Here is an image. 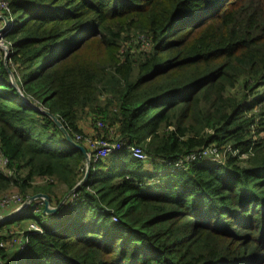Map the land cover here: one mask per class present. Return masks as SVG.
Returning <instances> with one entry per match:
<instances>
[{
    "label": "trees",
    "instance_id": "obj_1",
    "mask_svg": "<svg viewBox=\"0 0 264 264\" xmlns=\"http://www.w3.org/2000/svg\"><path fill=\"white\" fill-rule=\"evenodd\" d=\"M7 1L13 25L5 39L20 90L0 55V151L13 171L0 170V196L41 180L47 185L32 195L44 193L52 205L61 198L54 182L68 193L87 168L88 177L73 207L63 202L48 214L36 199L35 209L0 223L8 231L31 220L40 230L26 234L16 255L0 248L1 263L264 264V0ZM130 35H143L145 48L118 55ZM97 51L100 63L82 58ZM21 94L74 142L85 136L86 115V137L114 130V142L152 161L172 163L213 144L246 154V164L228 154L223 164L167 169L149 184V160L125 146L85 167L84 155Z\"/></svg>",
    "mask_w": 264,
    "mask_h": 264
},
{
    "label": "rangeland",
    "instance_id": "obj_2",
    "mask_svg": "<svg viewBox=\"0 0 264 264\" xmlns=\"http://www.w3.org/2000/svg\"><path fill=\"white\" fill-rule=\"evenodd\" d=\"M0 5H1V3H0ZM4 6H5V4H4ZM5 11L6 12H3V13L0 11V55L3 57L4 63H5L8 71H9L11 82L15 85V87L18 90H20V88L17 86V83H16L17 82L16 79L19 78L18 73H16V71H15L16 65L14 62H10V60H9L10 54L12 53V43L9 40L5 39V34L7 33V31L10 30L9 27H12V25H13L11 8L6 7ZM8 23H9V25H8ZM123 40H125V42L122 44L118 55L122 54L127 49H129L130 53H132L133 55H137L141 50H143L145 48L144 46H146V43L144 41L145 38L143 37V35H137V36L130 35V36L125 37ZM138 44H140L139 47H138ZM103 57H104L103 54L98 52V51L97 52H89L88 54L85 52L82 56V58H86L88 61L93 62V63L95 62L96 64L100 63L101 60L103 59ZM229 92L234 93L232 90H229ZM23 99L26 100L25 104H28L27 107L35 109V110H37L36 108H38V109H41L43 111H46L41 106H39V104L35 100H33V102H31L29 99L25 98L24 96H23ZM107 103H111L110 106L107 105ZM100 105H101V108L107 107L108 110H112V111L114 108H116L114 101L107 102L105 100H101ZM108 113H109V116L112 117V112L109 111ZM255 113H256V111L250 112L247 114L253 115ZM81 122H82V124L89 123V125H90V119L86 115H84L82 118H80L79 123H81ZM95 124H96V122H95ZM82 133L85 136H90L89 133H86L83 130H82ZM205 133H211L212 134V131L207 129V130H205ZM98 134L100 137L107 140L108 142L114 141V135H115L114 130L113 131L103 130V131H99ZM76 143L79 144L77 141H76ZM79 145H81V144H79ZM87 154H88V156L90 155L89 152ZM230 154H231V156L234 154L240 155V153H237L234 151L230 152ZM227 155L228 154H226L224 156L227 157ZM233 157H235V156H233ZM3 159H5V157L2 155V153L0 151V170L1 171L3 170V172L5 171L6 173L12 174L13 171L9 168V164L6 162L5 163L6 166L3 165ZM215 159H218V161H214V163H220V161L222 163L225 162V160H224L225 158L221 154H220V159H219V157H215ZM237 159L239 161L240 166H243L246 164L245 163L246 158H244V157L239 158L238 157ZM198 161H206L209 163L213 162L212 160H210V158H207V157L198 158L196 161H193V162H190L189 164H187L185 166V170H187L193 163H197ZM167 169H173V168H171V166L169 165L168 162H165V161L159 162L156 159H155V161L149 160L148 163H146L145 166L143 167L144 172L146 174H149L152 177L150 179V182H147V183H149V184L158 183L159 180H161V178L163 177V174H165ZM87 171H88V168H87ZM169 171L171 173V172L179 171V169H173V170H169ZM158 173H159V175H157ZM82 178L80 179L79 183L75 186V188L71 189L68 193H65L66 188L62 185H59L55 182L51 185L52 186L51 191L55 196V201L59 200L60 197L61 198H60L59 203L54 202L52 205H48V208L52 209V211L47 212L48 214H54V212L56 213L57 209H59V207L62 205L63 202H67L70 207H73L74 203H76L78 200H80L81 195L78 193V191L76 192V189H77L78 185H80ZM29 184L30 185L27 184V186L25 188H23L22 190H20L19 187H14V188L10 189L8 192H5L3 195L0 196V197H2V199L0 200V216L8 217V216L13 215L12 219H16L18 217H21V213L24 210H27L30 207L35 209L39 205V204L35 203L34 200L40 199L44 202V198L38 196L41 194L45 195L44 193L37 192V193H35V195L34 194L32 195V193H33V190L37 189V186H45L47 184H45L41 180H37L32 184H31V181H29ZM34 186H36V188H32ZM63 206H65V204H63ZM63 208H65V207H63ZM22 215H24V214H22ZM18 222H20V223H18ZM29 231L39 232L40 231L39 226H37L31 220H25V221H22V219L19 221L15 220L8 227V231H5V228L0 229V248L5 250L7 253H14V255H16L20 249V247H18L20 245V242L25 243L26 234ZM5 237H7L6 240H5Z\"/></svg>",
    "mask_w": 264,
    "mask_h": 264
},
{
    "label": "built area",
    "instance_id": "obj_3",
    "mask_svg": "<svg viewBox=\"0 0 264 264\" xmlns=\"http://www.w3.org/2000/svg\"><path fill=\"white\" fill-rule=\"evenodd\" d=\"M3 1V2H2ZM1 5H0V11L6 12L5 9L6 7H8L7 1L6 0H1L0 1ZM5 4V6H4ZM9 25V23H8ZM8 27V26H7ZM96 126L98 128L101 129H105L106 126L104 125V123H102V121H97L96 122ZM78 142L79 144L83 143L85 146H87L90 151H89V156H88V161H86L85 163V167L88 166V164H90V162H95L98 159H104L112 154H115L117 152H119L123 147L126 146V144H124L123 142L119 141V142H108L107 140L103 139V138H97V139H93L91 137H86V136H82V135H76L75 136V142ZM81 142V143H80ZM125 149L130 153V155L136 159L139 162H144L146 163L149 158L148 156H146L141 149L133 147V146H126ZM233 150L231 149V147H224L222 150H220V148L218 149L215 145L211 144L208 145L207 147L198 149L196 151H192L186 155H181L178 157V159H176L175 161H173L172 163H169V165L171 166V168L173 169H179V170H185V166L187 164H189L190 162L196 161L198 158H202V157H207L210 158V160L214 161H218V159H215V157H219L220 159V154L223 155V157L225 158L224 155L226 154H230V152H232ZM239 153L238 151H234ZM231 155V154H230ZM232 156H238L239 158H246V154H234ZM225 160V159H224ZM7 159H3V165L6 166ZM219 164H223L221 161ZM170 169V170H173ZM13 198V197H12ZM2 199V197H0V200ZM0 223H2L4 221V219L6 217L4 216H0ZM112 220L113 222H116V218L114 216H112ZM23 242H20V245L18 247L23 248L24 247Z\"/></svg>",
    "mask_w": 264,
    "mask_h": 264
},
{
    "label": "water",
    "instance_id": "obj_4",
    "mask_svg": "<svg viewBox=\"0 0 264 264\" xmlns=\"http://www.w3.org/2000/svg\"><path fill=\"white\" fill-rule=\"evenodd\" d=\"M12 84H13V83H12ZM13 85H14V84H13ZM14 87H15V85H14ZM15 88H16V87H15ZM22 98H23V96H22ZM23 102H24V104H25L26 100L23 99ZM25 105H28V104H25ZM29 106H30V105H29ZM36 109H37L38 111H40V112L46 114L47 116H49V117L52 119V121L55 123V125H56V126L60 129V131L63 133V135H64V137H65L67 143H69L72 147H74V148H76L77 150H79V151L84 155L85 160L88 161V159H89V158H88V154L86 153L84 147H83L82 145L77 144L76 142H74V141L71 139V137H70L69 134L67 133L66 129H65V128L63 127V125L57 120V118L54 117V116H52L48 111H43V110L38 109V108H36ZM88 165H89V164H88ZM87 177H88V171L86 170V171H85V174L83 175V178H82V181L80 182V184H81L82 182H84V181L87 179ZM38 196L44 198V205H45V209H44V211H45V212H50V211H52V209H49V208H48V196H46V195H42V194H41V195H38ZM12 218H13V215H12V216H8V217H6V218L4 219V221H5V220L12 219ZM0 264H2V263L0 262Z\"/></svg>",
    "mask_w": 264,
    "mask_h": 264
},
{
    "label": "crops",
    "instance_id": "obj_5",
    "mask_svg": "<svg viewBox=\"0 0 264 264\" xmlns=\"http://www.w3.org/2000/svg\"><path fill=\"white\" fill-rule=\"evenodd\" d=\"M79 126H80V128H81L83 131L89 132L88 123H86V124H82V122H81V123H79Z\"/></svg>",
    "mask_w": 264,
    "mask_h": 264
}]
</instances>
